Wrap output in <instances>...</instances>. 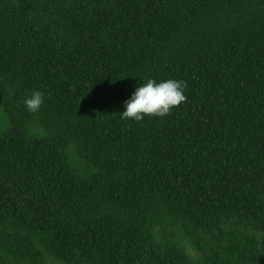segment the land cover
I'll list each match as a JSON object with an SVG mask.
<instances>
[{"label":"trees","instance_id":"1","mask_svg":"<svg viewBox=\"0 0 264 264\" xmlns=\"http://www.w3.org/2000/svg\"><path fill=\"white\" fill-rule=\"evenodd\" d=\"M0 264H264V0H0Z\"/></svg>","mask_w":264,"mask_h":264},{"label":"clouds","instance_id":"2","mask_svg":"<svg viewBox=\"0 0 264 264\" xmlns=\"http://www.w3.org/2000/svg\"><path fill=\"white\" fill-rule=\"evenodd\" d=\"M187 83L178 79L157 82L148 78L137 83L129 100L124 104L121 118L141 122L145 117L163 118L186 101ZM46 94L32 90L23 103L30 113H37L44 105Z\"/></svg>","mask_w":264,"mask_h":264}]
</instances>
